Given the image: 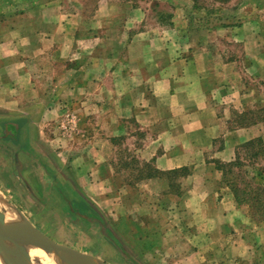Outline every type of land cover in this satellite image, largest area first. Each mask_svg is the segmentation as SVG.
Returning <instances> with one entry per match:
<instances>
[{
  "label": "crops",
  "instance_id": "0c3cea01",
  "mask_svg": "<svg viewBox=\"0 0 264 264\" xmlns=\"http://www.w3.org/2000/svg\"><path fill=\"white\" fill-rule=\"evenodd\" d=\"M168 1L169 21L143 0H0V196L27 179L31 205L118 250L177 234L178 264H264V216L228 179L264 145V0Z\"/></svg>",
  "mask_w": 264,
  "mask_h": 264
},
{
  "label": "rangeland",
  "instance_id": "374dc122",
  "mask_svg": "<svg viewBox=\"0 0 264 264\" xmlns=\"http://www.w3.org/2000/svg\"><path fill=\"white\" fill-rule=\"evenodd\" d=\"M63 3H69L71 5H75L74 3L76 2V0H60ZM81 2H83V0H80ZM90 3L93 2V0H89ZM144 4L149 3L150 6L154 5L157 6L156 8L158 9H164V14L162 19L164 21H169V17H170V9L167 10V8L169 7V1L168 0H143ZM205 2H209V1H213L214 0H204ZM155 3H157L155 5ZM153 14V11L150 10L149 11V16H151ZM218 41V40H217ZM59 126L61 128V123H59ZM59 128V129H60ZM61 136L65 137V133L64 131L61 129ZM252 149H254L253 147H250ZM257 149V148H255ZM248 150H246L247 152ZM255 151V150H253ZM249 154V153H248ZM2 155L0 154V159H1ZM244 158L246 159V161L244 162L242 168H238V170L236 171V174L234 175H229L228 179L230 180V178L234 181H236L237 183H243L245 184V186L247 187V189H249L250 192H252L253 190H256L257 188L260 187L261 184H256V186H252L251 183L249 181H253V179H251L248 176V171L246 170L248 168L249 165H255L258 167L257 169V175L258 173L260 175H258L257 179H255L256 181H261L264 179V153L260 154L259 157H257V159L259 160L257 165L254 162V157H249L247 154L244 155ZM10 159V157H9ZM9 161V160H8ZM241 164V163H240ZM238 164V166L240 165ZM8 167L9 172L11 173L12 171V166H6ZM234 168V167H233ZM14 172V170H13ZM227 179V178H226ZM250 183V184H249ZM18 184L20 186H18ZM17 184V188L14 189V191H20V195L26 196V198L21 197L18 195V193H12V192H8V195L6 194V198L9 200L10 203H15L18 204L19 207L23 210L25 216L28 218V220L35 226H37L38 228H40L41 230H43L48 236H50L51 238H53L54 240H56L59 243H63V244H68L71 245L73 247H76L80 250H82L83 252L86 253H90V254H94L97 257L105 260L106 262L110 263V264H178L177 262L179 261V258L181 257V254H183L184 256H187L194 247L192 244L189 243L188 239L186 236H180L177 234H171L167 237V239L165 240L163 237H158V238H153V242L152 243H144V246H142L140 243H138L137 241H141V240H145V238L141 237H129V236H124V237H119L123 242L119 244L120 248L119 250H127V253L124 255H122L121 252H119L118 248L114 246V244H112L107 237L102 236V235H98L97 234V230L95 227H97L96 225H93L94 229L93 232L92 228L87 229V233L84 232H79L76 228V226H73L71 221H67V220H63L61 219V217H59V215L55 212H52L49 209H46L45 212H43V207L42 204H33L31 205V203H29V201H31V197H27L28 196V192L31 190V188H29V181L26 179V181L24 182H19ZM245 196H249L252 197V194H248ZM21 197V198H20ZM261 198V203H258L259 205L256 208H252L253 212H255L256 216L258 219L255 218L256 221H260L263 220L262 217L264 216V194L262 193L260 195ZM23 199V200H20ZM27 199V202L24 203L22 201H25ZM109 212V211H108ZM108 215H111L110 213H108ZM112 217V215H111ZM260 219V220H259ZM113 221H116L113 219ZM139 222H141L139 220ZM115 223V222H114ZM124 223V222H123ZM122 222H120L117 226L114 225L113 223H110L112 226H116L115 228L117 230H119V232H123L124 231V225ZM76 225V224H75ZM87 225V224H85ZM80 226V225H79ZM77 226V227H79ZM165 240V242H167V244H162L164 243L163 241ZM169 240L173 241L174 243L176 241H180V253L178 252H174L171 249H168L170 246L168 245L170 242H168ZM125 242V243H124ZM155 245V246H154ZM162 245V246H161ZM150 246H154L153 248H151ZM126 247V248H125ZM148 248L146 251H141L140 248ZM175 248V247H174ZM154 249H159L158 252H156ZM158 257V258H157ZM161 257V258H160ZM160 258V259H159ZM159 259V260H158ZM161 260V261H160Z\"/></svg>",
  "mask_w": 264,
  "mask_h": 264
},
{
  "label": "water",
  "instance_id": "95a60500",
  "mask_svg": "<svg viewBox=\"0 0 264 264\" xmlns=\"http://www.w3.org/2000/svg\"><path fill=\"white\" fill-rule=\"evenodd\" d=\"M23 216L26 218V225L18 232L0 233V255L14 249L37 247L55 252L57 264H110L94 254L57 242Z\"/></svg>",
  "mask_w": 264,
  "mask_h": 264
},
{
  "label": "bare ground",
  "instance_id": "6f19581e",
  "mask_svg": "<svg viewBox=\"0 0 264 264\" xmlns=\"http://www.w3.org/2000/svg\"><path fill=\"white\" fill-rule=\"evenodd\" d=\"M26 225V218L11 203L0 196V233L18 232ZM0 264H57L55 252L28 247L0 255Z\"/></svg>",
  "mask_w": 264,
  "mask_h": 264
},
{
  "label": "trees",
  "instance_id": "16d2710c",
  "mask_svg": "<svg viewBox=\"0 0 264 264\" xmlns=\"http://www.w3.org/2000/svg\"><path fill=\"white\" fill-rule=\"evenodd\" d=\"M250 147H253L254 149L257 148L256 151L253 154V157L254 158H257L258 156H260V154L264 153V145H263L261 139L251 140V141H249V142H247V143H245L243 145V148L247 149L248 151H250V149H252ZM240 163L241 162H240L239 157H238V160L237 161H232L230 163H225V164L224 163H221V164H219V166L222 167V168H224V169H227L226 172L229 171V173H232L233 166L238 165ZM258 175H260V174L258 173ZM255 177H256V175H253L251 178L252 179H255ZM230 180H231V182H230L231 187L233 188V190L235 191V193H237V195H238L239 192H240V189L236 185L237 182L234 181V180H232L231 178H230ZM252 192H253L252 198H253V201H254V203H252L253 204L252 206H253V209H254V208H256L259 205L258 203H261L262 204L260 195L262 193L264 194V186L260 185L259 188H257L256 190H253Z\"/></svg>",
  "mask_w": 264,
  "mask_h": 264
},
{
  "label": "built area",
  "instance_id": "2783aa9c",
  "mask_svg": "<svg viewBox=\"0 0 264 264\" xmlns=\"http://www.w3.org/2000/svg\"><path fill=\"white\" fill-rule=\"evenodd\" d=\"M61 129L66 135L74 133L76 131L75 118L71 112L65 114V117L61 122Z\"/></svg>",
  "mask_w": 264,
  "mask_h": 264
}]
</instances>
